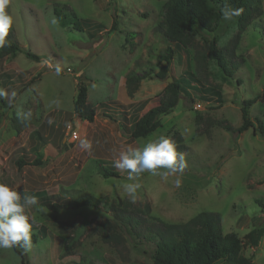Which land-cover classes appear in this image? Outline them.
<instances>
[{
  "label": "rangeland",
  "instance_id": "obj_1",
  "mask_svg": "<svg viewBox=\"0 0 264 264\" xmlns=\"http://www.w3.org/2000/svg\"><path fill=\"white\" fill-rule=\"evenodd\" d=\"M166 1L9 0L10 37L40 59L34 62L22 54L0 59V89L16 93L0 96V183L17 191L22 202L26 195L37 198L25 210L31 236H37L31 250L24 251L27 264H152V243L126 236L122 242L102 240L99 228L104 223L111 230L106 233L116 231L110 205L118 202L130 203L144 217L138 231L145 236L157 226H150L147 216L184 224L201 212L217 214L223 234L233 233L242 242V256L250 264H264V235L254 248L245 241L251 230L264 227L259 204L264 203V139L252 129L242 134L226 130L241 126L246 100L253 102L249 117L254 127L264 116V0L263 16L244 32L234 19L221 22L218 47L231 52L230 61L237 66L229 82L220 79L210 60L197 66L195 85L220 90L221 101L208 94L201 101L190 90L191 98L182 96L157 131L131 139L135 122L158 104L167 85L154 74L166 67L168 78L178 80L191 72L186 48L171 45L169 61L161 59L167 44L155 30ZM57 5L104 30L80 32L75 19L55 17ZM204 39L211 36L192 38L202 54L208 47ZM146 72L150 75L135 89L131 86L129 97L127 76ZM79 82L87 88L92 122L73 110ZM160 135L171 137L176 151L184 154L182 173L162 179L145 171L130 181L126 170L114 167L120 152ZM85 140L90 149L81 147ZM36 156L41 157L39 166L32 165ZM95 162L118 176L102 179L93 169ZM134 182L140 188L132 199L125 185ZM82 196L99 199L100 208L73 209L72 202ZM0 264H21V258L13 248H0Z\"/></svg>",
  "mask_w": 264,
  "mask_h": 264
},
{
  "label": "trees",
  "instance_id": "obj_2",
  "mask_svg": "<svg viewBox=\"0 0 264 264\" xmlns=\"http://www.w3.org/2000/svg\"><path fill=\"white\" fill-rule=\"evenodd\" d=\"M263 0H167L160 12V20L155 32L161 40L167 44L165 56L161 59L168 62L171 58V45H177L186 48L191 58V72L181 79H171V83L162 90L158 97V104L150 108L134 124L129 132L131 139L146 138L157 131L161 126V118L168 116L178 105L182 96L191 98V92L198 94V99L207 101L206 95L215 96L221 101L220 90L214 91L196 86L195 76L197 66L210 60L217 68L218 75L223 82H229L232 78L234 69L237 66L230 61L232 53L218 47V30L223 20L221 9L225 7L243 9L242 13L234 17L237 27L244 32L253 21L263 16ZM65 13V14H64ZM54 15L56 18L76 20V25L80 32L84 30H94L97 33L104 30V26L93 23L86 19H79L74 12L67 10L64 6H55ZM116 23L113 22L110 30H115ZM207 34L211 39L205 40L208 44L207 53L202 54L192 46L194 36ZM132 39V37H130ZM5 45L0 47V59L3 57H15L22 54L26 59L39 62L38 56L24 50L18 43L10 37L9 30L5 37ZM166 67H162L154 78L159 81H166L168 72ZM149 72H152L149 70ZM149 72L143 73L138 77L130 73L126 78V90L129 97L132 96L136 83L140 82ZM264 98V91H263ZM87 88L81 82L77 85V92L73 103L75 114L82 120L92 122L94 110L87 104ZM253 104L252 100H246L241 106L242 124L237 129L226 128L227 131L236 134L252 129L257 135L264 139V116L256 119V127L249 117V108ZM0 107H4L0 99ZM41 157L36 156L33 166L41 165ZM19 163L18 165H20ZM93 169L102 179L118 176L116 172L102 163L95 162ZM101 201L93 196H82L72 202L73 209L92 208L99 209ZM260 204V214L264 216V203ZM114 222L113 228H116L113 234L106 233L109 230V223H104L99 231L102 233V240L109 242H122L123 236L130 238L131 241L143 239L147 243H152L153 250L150 254L152 264H250V261L242 256L243 244L233 233L223 234L220 217L217 214L201 212L184 224H166L151 216L145 217L149 225L154 227L147 236L138 231V226L144 221V217L138 215L137 209H132L128 202L111 203ZM135 211V212H134ZM134 212V215L132 213ZM148 213V208L146 209ZM143 213V211H141ZM141 217V218H140ZM142 235V237H140ZM264 235V227H258L251 230L245 241L247 245L254 248ZM37 236L32 235L34 241ZM135 244V243H134ZM13 250L21 258V264H27L24 250L19 247H13ZM84 262H87L84 260Z\"/></svg>",
  "mask_w": 264,
  "mask_h": 264
},
{
  "label": "clouds",
  "instance_id": "obj_3",
  "mask_svg": "<svg viewBox=\"0 0 264 264\" xmlns=\"http://www.w3.org/2000/svg\"><path fill=\"white\" fill-rule=\"evenodd\" d=\"M9 0H0V47L6 43L5 37L8 30L12 27L13 19L5 11ZM243 9L225 7L221 9V15L224 20H232L239 16ZM56 75H59L61 69L56 68ZM15 97V91L10 94L0 89V96ZM81 147L90 149L89 141H81ZM187 166L183 153L176 151L175 141L166 135H160L144 143L142 147L131 148L122 151L119 157L114 161V167L126 170L128 180H134L145 171L153 175H160L162 179H167L169 175L182 173ZM163 169V171H159ZM179 186L180 180H176ZM140 188L139 183H128L125 185L126 193L135 199L137 190ZM35 196L26 195L22 197L4 183H0V248L19 247L25 252L32 248L31 241V224L29 217L25 214L27 207L36 205Z\"/></svg>",
  "mask_w": 264,
  "mask_h": 264
},
{
  "label": "water",
  "instance_id": "obj_4",
  "mask_svg": "<svg viewBox=\"0 0 264 264\" xmlns=\"http://www.w3.org/2000/svg\"><path fill=\"white\" fill-rule=\"evenodd\" d=\"M166 81H167V83H171V79L170 78H167Z\"/></svg>",
  "mask_w": 264,
  "mask_h": 264
}]
</instances>
